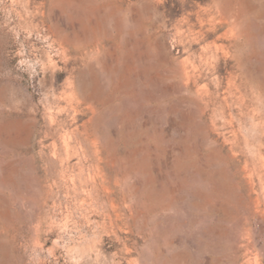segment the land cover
Wrapping results in <instances>:
<instances>
[{
	"label": "rangeland",
	"instance_id": "rangeland-1",
	"mask_svg": "<svg viewBox=\"0 0 264 264\" xmlns=\"http://www.w3.org/2000/svg\"><path fill=\"white\" fill-rule=\"evenodd\" d=\"M0 264H264V0H0Z\"/></svg>",
	"mask_w": 264,
	"mask_h": 264
}]
</instances>
